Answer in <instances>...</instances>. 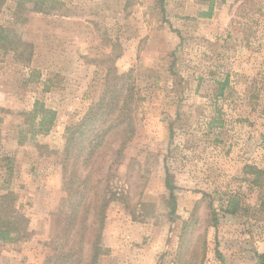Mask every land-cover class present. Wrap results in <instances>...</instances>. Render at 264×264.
Segmentation results:
<instances>
[{
  "label": "rangeland",
  "instance_id": "obj_1",
  "mask_svg": "<svg viewBox=\"0 0 264 264\" xmlns=\"http://www.w3.org/2000/svg\"><path fill=\"white\" fill-rule=\"evenodd\" d=\"M44 1L0 5V194L29 218L0 264H86L93 233L96 264H256L264 173L256 185L246 166L264 171V0ZM110 67L132 72L136 130L120 151L111 137L100 171L77 164L92 178L74 214L65 134ZM37 100L56 118L32 137Z\"/></svg>",
  "mask_w": 264,
  "mask_h": 264
},
{
  "label": "trees",
  "instance_id": "obj_2",
  "mask_svg": "<svg viewBox=\"0 0 264 264\" xmlns=\"http://www.w3.org/2000/svg\"><path fill=\"white\" fill-rule=\"evenodd\" d=\"M2 3L3 0H0V5ZM44 4V0H42V3H39L37 0L33 8L40 11L46 10L43 7ZM7 31V29H4L0 25L1 42H6L8 39ZM131 79V71L119 73L115 67H110L105 87L99 98L91 104L81 120L67 127L65 134L66 145L63 152L65 166L69 164L71 157L75 161L73 163L74 169L71 173L67 167L64 169L65 182L71 185L69 186L70 192L76 180L79 188L75 191L78 198L74 214H76V211H79L82 203L90 196L89 189L87 188L89 179L92 178V174L90 173H88L90 175L84 177H81V173L78 175L77 164L83 159L84 165L82 166H90L91 168L93 167L94 171L95 169L100 171L102 169L101 162L105 157L106 148L111 143V137L118 136L121 139L120 148L118 149L120 151L125 149L135 133L136 123L134 113L136 112L137 105L133 106L135 89ZM26 115L32 121L30 125L32 137L38 134L48 133L53 127L56 118V112L46 107L44 102L40 100L35 101L33 109L28 111ZM246 168L247 171L254 175L253 183L256 185L262 184L260 174L264 173V171L258 169L256 166L247 165ZM89 171L91 172V170ZM168 184V187L172 188V185L170 183ZM108 198H105L104 206L109 204L110 200ZM171 199H173L176 205L174 196ZM14 200L15 195L10 190L0 194V201H6L10 206V209L6 210L0 202V240L3 241H17L24 238L27 234L29 218L14 205ZM238 207V200L231 197L226 211L234 214L237 212ZM88 212L89 210L86 209L82 213V220L84 222L87 220ZM5 214L8 217H5ZM90 244L92 254L86 264H96L101 248L99 246V234L93 233ZM256 259V264H264V251L257 252ZM73 264H80V261L78 260Z\"/></svg>",
  "mask_w": 264,
  "mask_h": 264
}]
</instances>
